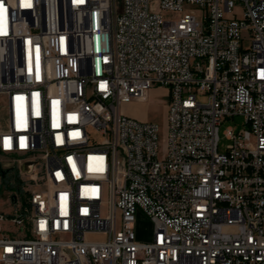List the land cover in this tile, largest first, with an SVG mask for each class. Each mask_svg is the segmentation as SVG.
I'll use <instances>...</instances> for the list:
<instances>
[{
	"label": "built area",
	"instance_id": "1",
	"mask_svg": "<svg viewBox=\"0 0 264 264\" xmlns=\"http://www.w3.org/2000/svg\"><path fill=\"white\" fill-rule=\"evenodd\" d=\"M0 95V264H264V0H0Z\"/></svg>",
	"mask_w": 264,
	"mask_h": 264
},
{
	"label": "rangeland",
	"instance_id": "2",
	"mask_svg": "<svg viewBox=\"0 0 264 264\" xmlns=\"http://www.w3.org/2000/svg\"><path fill=\"white\" fill-rule=\"evenodd\" d=\"M119 4L120 0H116ZM169 100V94L165 87L155 86L148 91L146 100L140 102H131L123 104L122 111L130 117L141 121L156 122L160 128V134L163 133L166 122V104ZM5 100L0 95V127L6 124ZM241 116L226 117L219 125V149L223 150L227 143L223 131L227 126L235 129L243 127ZM24 175L20 173L18 162L11 156L0 153V211L10 212L13 208L9 202L11 194L22 195L27 182ZM139 236L142 239H148L151 232V222L143 215L138 217Z\"/></svg>",
	"mask_w": 264,
	"mask_h": 264
},
{
	"label": "water",
	"instance_id": "3",
	"mask_svg": "<svg viewBox=\"0 0 264 264\" xmlns=\"http://www.w3.org/2000/svg\"><path fill=\"white\" fill-rule=\"evenodd\" d=\"M26 163H22L21 167L22 169H25Z\"/></svg>",
	"mask_w": 264,
	"mask_h": 264
}]
</instances>
